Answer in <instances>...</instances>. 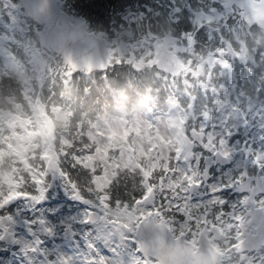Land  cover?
Segmentation results:
<instances>
[{"label":"trees","instance_id":"trees-1","mask_svg":"<svg viewBox=\"0 0 264 264\" xmlns=\"http://www.w3.org/2000/svg\"><path fill=\"white\" fill-rule=\"evenodd\" d=\"M12 1L17 4V0ZM64 1L63 9L72 18L87 23L91 31L108 39L112 66L106 72L73 75L56 54L45 56L44 64L41 63L38 26L26 20L21 12H17V16L10 15L6 4L0 1V215L19 210L21 217L30 218L24 202L18 200L12 206L6 202L14 196L36 200L42 193L51 197L56 193L55 214L48 216L58 222L72 211L79 212L81 207L75 197L103 208L109 218L124 208L133 210L134 203L163 180L166 167L172 169L176 163L172 146L166 145L169 156L166 160L141 156L123 165L121 153L125 140H132L131 126L126 127L121 140H115L113 132L105 137L104 132L110 130L112 121L121 118L131 122L136 118L129 119L126 115L135 110L134 105L129 108L127 104L128 90L139 92L145 88V94L152 95L155 87L159 95L152 98L160 102L147 117L155 131L163 116L173 121L169 113L171 103L178 98L185 106L190 103L187 96L190 91L195 95L196 109L193 114L177 112L175 115L183 119L178 121L188 120V124L199 125L208 112L217 120L218 126L210 131L218 133V138L230 137L231 133V144L241 146L252 161L258 153L264 154V143L260 144L257 139L259 134L264 137V128L260 127L264 126L263 30L257 26L248 28L232 13L216 21V28L207 23L195 24L196 12L193 11L204 8L207 0ZM214 5L219 7L220 4ZM16 11H19L17 5ZM190 39H193L192 52L188 49ZM166 40L185 46L184 62L188 69L192 67L200 74L199 78L191 71L186 72L184 82L177 87L167 82L154 65L145 64L142 71L134 70L132 55L137 54V58L142 59L146 49L153 50L155 43ZM230 49L237 54L245 50L246 63L232 56ZM6 54L12 57V63ZM208 57L213 62L199 72L201 60ZM151 60L152 53L144 56V61ZM116 74L122 77L120 87L98 83V79L107 81L108 76ZM109 88L113 94L118 93L119 98L112 105V111L107 105L101 111L98 105ZM219 99L242 110L241 123L234 119L222 123L225 118L218 111ZM250 106H253L252 111H249ZM44 112L55 122L54 146L60 154L63 170L62 178L52 189L46 167L48 142L42 118ZM251 114L259 116L251 120ZM246 119L251 120L249 128L243 126ZM104 138L107 149L97 156ZM145 139L151 155L158 153V140L154 135L147 134ZM38 212L39 209L34 211ZM54 251L52 248V253ZM29 257L31 264H40L34 251Z\"/></svg>","mask_w":264,"mask_h":264},{"label":"water","instance_id":"water-1","mask_svg":"<svg viewBox=\"0 0 264 264\" xmlns=\"http://www.w3.org/2000/svg\"><path fill=\"white\" fill-rule=\"evenodd\" d=\"M21 6L25 9L26 16L37 22L43 27L40 31L41 43L45 53L54 52L63 58L68 64V68L73 73L86 71L92 73L97 70H106L110 66L107 58V39L100 37L93 32L88 31L87 24L76 26L70 20L67 12L63 11V0H20ZM225 8H233L237 5L242 12L239 15L244 17L250 27L258 25L264 29V0L254 2V0H222ZM161 58L157 62L159 69L172 75H179L184 67L179 57L167 46L162 47ZM135 68L141 70L143 64L135 62ZM192 137L195 141L204 142L205 134L203 132L192 131ZM193 143L189 146L192 151ZM217 161L226 160V157L217 153ZM58 159V156L55 155ZM228 160V159H227ZM233 159H229L231 162ZM53 180L51 185L61 175V169L57 162L53 161ZM251 179L241 184L242 191H249L247 187L251 184ZM264 191V189H262ZM260 190V191H262ZM253 196L248 198L251 203ZM153 197L146 199V203H152ZM97 215H92V220L97 219ZM156 219H150L148 223H142L138 230L140 240L144 239L143 251L157 257L162 264H217L221 260L220 254L211 245L207 238L205 230L202 231L199 238V247L197 251L190 250L185 243L184 237L174 239L171 231L166 225H155ZM13 220L9 215L0 219V228H4L2 240L7 244L15 243V229L12 226ZM10 224V227L7 225ZM259 235L248 237L243 242L241 250H254L264 245V222L259 223ZM44 232L45 224H40ZM12 231V232H11ZM74 235V232L67 228L65 236ZM171 236L169 242L167 237ZM183 241V242H182Z\"/></svg>","mask_w":264,"mask_h":264},{"label":"rangeland","instance_id":"rangeland-1","mask_svg":"<svg viewBox=\"0 0 264 264\" xmlns=\"http://www.w3.org/2000/svg\"><path fill=\"white\" fill-rule=\"evenodd\" d=\"M1 1V0H0ZM5 3V2H4ZM218 4L220 3V0H207L204 8L200 7L198 8V11L196 12L195 15V24L197 23H207L208 26H211L216 28V21L221 20L222 18H225L231 14H229V12L227 10H224V12H221L220 10H216L218 6H215L214 4ZM6 4V3H5ZM16 5L13 1L12 4H6L7 8H8V13L11 14H15L16 16L18 15L16 11ZM5 8V5H4ZM205 8H209V10L205 9ZM71 17V16H70ZM72 22L76 25L79 26L82 24V22L76 18H72L71 17ZM210 24V25H209ZM164 43H155L153 46V50H145L143 54V57H141L142 59H138L137 58V54L136 55H132L131 56V61H139L141 63H146L148 65H153L156 63V61L160 58L161 55V47ZM166 44V42H165ZM176 53L179 54V52H184L185 51V46L183 44H178L175 48H172ZM230 54L233 56H236L239 58H245L244 54H240V53H235L234 51H232V49L229 50ZM152 53V60L148 63L146 61H144V56L146 55H151ZM107 54L110 55L109 50L107 51ZM240 54V55H239ZM212 59L210 57L203 59L201 61V63L199 64L198 70L199 72H202V70H204V66L206 64L210 65ZM189 71H191V74H193V76H197L199 78L200 74L198 72H194V69H192V67L190 69H188ZM187 70V71H188ZM185 70V72H187ZM185 72L183 74H185ZM181 74V76L183 75ZM165 75H169V74H165ZM187 74L184 75V77H186ZM179 80V78H178ZM225 95L228 96V91L226 92L225 90ZM218 111L221 112L222 114H224L223 118H225L223 120L222 123L227 124L231 119H234L235 122L237 123H241V112L242 110H240V108H238L237 106H230L228 101H224V100H218ZM147 117L146 115H136V118L133 120V122L131 123V128L135 131V136L136 137H140L141 139H135L134 141H132V143L129 140H125V145L123 146V155L121 157L120 160H122L123 165L129 164L130 161H135L137 160L136 157V151H141L143 156L148 155L149 158L154 159V156L157 155V160L161 161V159H167V154L165 153L166 150L163 147V144H160L159 146V152L156 153L155 155H150L148 152V146L146 145L145 142V138L147 137V134H153L155 139L158 140H163L164 142H168L169 140H171L174 137V127L175 125H177V120L175 121V119H173V121L171 123H169L170 119L168 118H162L161 123L158 125L159 129L157 131V133H154V125L149 123V121H146ZM215 121H217L215 119ZM110 131L114 133L115 135V140H121L122 136H123V130L125 128V122L124 120H118V121H112L110 122ZM203 130V129H202ZM205 130V129H204ZM110 133V132H109ZM108 133H105V135H107ZM218 133H216L215 135L211 132L209 134H206V144L204 145V147H206V150H209V152H213L214 150V138L215 136H217ZM220 139H223V146L221 148H223L224 152H230L232 150V148L230 146H228V142L226 141V139H224L223 137H219ZM228 140V138H227ZM108 143L105 139L100 141V148H99V152L97 154V156H101L103 155V153L105 152V150L107 149ZM202 155L198 153V156H196V160L199 159L201 160ZM264 160V154L262 152L258 153V155H255L253 163L257 166V168H262L263 166V161ZM59 162V160H58ZM245 163V160L242 158V160H240V162L234 167L233 172L235 170H237L238 168L240 169L241 166H243ZM231 170H228L227 173H224L223 176L228 178V175L230 173ZM107 174H110V169L109 167H107ZM197 172V171H196ZM242 175H245V170H243L241 172ZM197 177H198V173H197ZM103 180H105V178H102L101 181L104 182ZM217 180V179H216ZM103 184V183H102ZM101 184V185H102ZM215 183H213V187H215ZM181 187L179 188V190L181 191ZM186 198L187 195L186 193L184 195H182V200L184 203L186 202ZM173 202V201H172ZM174 203V202H173ZM7 204V202H6ZM56 206V205H55ZM55 206L53 207V209L55 210ZM99 212L102 214V210L98 209ZM44 211H41V213H37V215L35 217H31L30 222L33 223V225H37L38 222L43 219L46 224L48 225V227L52 228V238H55L57 235V231L61 226H73L76 223L81 224L83 222V212H71L69 215H66L64 217H62V221L60 222H53L48 218L49 213L44 214ZM32 215H34V213H32ZM115 215V214H114ZM106 215H104V213L102 214V217L100 218V220L98 221L97 225L93 228V230H86V229H82L80 228V233L87 238H89L88 242H87V252L85 253L84 251H82L81 249L77 248V244H75L74 242H71V240L68 241H63L61 246L57 247L56 249V253L53 254V262H55V264H60L61 261H67L68 264H86L84 261H86L88 264H91L93 262V251L92 248H96L95 251V258H98V261L100 262V258L103 257L104 261H106V264H140L137 255H135V253L131 252L130 253V258L129 261L126 260H121L119 261V259L117 257H115L114 252L110 251V246H109V242L110 240H115L117 238V236L120 233H130L132 234L133 232L131 231L130 228V222L129 220L133 219L134 220V213L133 212H121V213H116L115 218L113 220H107ZM74 218V221H72V219ZM22 219V218H20ZM48 219V220H47ZM24 220V219H22ZM115 221V222H113ZM135 221V220H134ZM113 224L116 225L115 228L113 227ZM26 223L24 221L23 226H25ZM28 226H31L28 224ZM185 225H182L180 227V231L187 233L186 231H184ZM30 228L26 229H20L18 230L17 233V240H16V246L15 248L17 249V252L19 253V255H23L24 254V261L26 262L28 260V254L31 251L32 245H33V239L29 236V232L28 231ZM76 230H78V227L75 228ZM31 230V229H30ZM33 231V230H31ZM118 233V235H116ZM92 236V237H90ZM37 238V237H36ZM132 242V240H131ZM120 244H123V241H120ZM89 257H91L90 259H88ZM26 258V259H25ZM95 260V259H94ZM0 263L1 264H7L9 263L8 260H5L4 258H0Z\"/></svg>","mask_w":264,"mask_h":264},{"label":"flooded vegetation","instance_id":"flooded-vegetation-1","mask_svg":"<svg viewBox=\"0 0 264 264\" xmlns=\"http://www.w3.org/2000/svg\"><path fill=\"white\" fill-rule=\"evenodd\" d=\"M223 150V148H220ZM195 151L204 152L205 155L211 156L209 181L204 182L202 179L203 170L205 168L204 162L197 165L198 177L197 180L201 181L200 184L196 183L194 193L187 192L183 187L181 191L178 185L172 184V187H165L164 190L159 191L157 194V206L155 207V214L159 221L166 220L168 225L173 230L175 237L184 234L180 231V227L185 225L184 235L192 245L197 244V235L204 226H208L207 237L212 244L223 254V260L220 264H264V247L256 251L240 252L239 248L242 241L247 235H257L259 223L264 221V211L261 210L264 206V192L255 195L252 207L246 202L250 194L238 193L236 187L244 180L241 176L242 168H238L233 172L237 162L241 159V155L237 161L230 166H221L215 163L214 153L217 151L214 148L213 152L206 150V147L200 148L195 145ZM239 148H232L228 153L229 156ZM231 170L228 178L223 176ZM263 169L253 172L251 175L258 176L264 175ZM238 175V176H237ZM248 175V172H246ZM217 179V180H216ZM223 181V183L221 182ZM213 182H216L215 187H219L226 182L230 187L225 191L228 193L229 201L225 211L218 213L219 202L214 194L208 192V186L213 187ZM256 182L252 183L254 188ZM186 193L187 198L184 203L182 195ZM226 197V199H228ZM174 203H173V202ZM252 209L253 212L249 213ZM182 215L183 219H180ZM76 227H81L78 224ZM213 227H218L215 231ZM198 233V234H197ZM197 234V235H196ZM151 264H160L158 259L150 258Z\"/></svg>","mask_w":264,"mask_h":264},{"label":"clouds","instance_id":"clouds-1","mask_svg":"<svg viewBox=\"0 0 264 264\" xmlns=\"http://www.w3.org/2000/svg\"><path fill=\"white\" fill-rule=\"evenodd\" d=\"M121 79H122L121 74H116V75L108 76L107 81L98 79V83H100V84L109 83L113 87H120L121 86ZM97 91H99V89H97ZM145 92H146L145 88H142L139 92H136L134 90H128L127 91V94H128L127 104L129 106V108H132L133 105L135 106L134 111H130V112L126 113V115L129 117V119H132L136 115L147 114L151 108L156 107L157 103L160 102L158 99L154 100L152 98V96H158L159 95L155 91V87L153 88L152 95H146ZM102 95H103V98L100 102V105H98V107L100 108L101 111H103L104 106L107 105L109 110L112 111L113 110L112 105H114L116 100L119 98L118 93L113 94L112 90L109 88ZM116 114L121 115V113H119V112H117ZM167 239L169 242L172 241L171 236H168Z\"/></svg>","mask_w":264,"mask_h":264},{"label":"snow or ice","instance_id":"snow-or-ice-1","mask_svg":"<svg viewBox=\"0 0 264 264\" xmlns=\"http://www.w3.org/2000/svg\"><path fill=\"white\" fill-rule=\"evenodd\" d=\"M229 136L231 138H233L231 133H229ZM223 142L224 141H222V143ZM223 155L228 156V152H224ZM206 173H207V175L205 176V180H207L209 175H210V167L206 169ZM196 183L200 184L201 181L197 180ZM213 183H215V182H213ZM228 187H230V185H227V184H221L219 187H212L211 185L208 186V192L210 194H214L217 201L219 202V207L217 209L218 213L225 211L227 206H228L229 197H228L227 191H225V189ZM17 195H19V193H17ZM45 195H46V193L42 194L41 196L37 197L36 199L38 201H42L45 199ZM226 197H228V199H226ZM117 203H119V202H117ZM180 219H183L182 215L180 216ZM83 221L87 223V222H92L93 220H91L88 215H84ZM40 223L44 224L45 221L43 219H41ZM52 231H53L52 228H50V227L46 228V232L51 233ZM37 243H40V241H37ZM48 264H55V262L49 261ZM60 264H68V262L67 261H61ZM100 264H106V261H104L103 257L100 258Z\"/></svg>","mask_w":264,"mask_h":264}]
</instances>
